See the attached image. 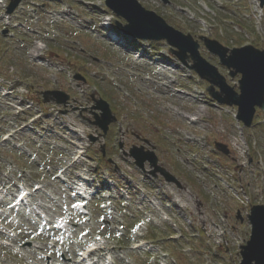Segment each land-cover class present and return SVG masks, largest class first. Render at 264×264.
Listing matches in <instances>:
<instances>
[{
    "label": "rangeland",
    "instance_id": "obj_1",
    "mask_svg": "<svg viewBox=\"0 0 264 264\" xmlns=\"http://www.w3.org/2000/svg\"><path fill=\"white\" fill-rule=\"evenodd\" d=\"M137 1L198 40L201 55L236 90L240 77L231 79L200 37L229 48L264 50V7L259 1ZM9 2L0 4V137L11 136L0 141L6 201L19 184L32 190L42 185L34 205L52 222L66 217L73 225L72 237L59 249L49 242L65 236L46 231L25 213L5 214L0 219L5 227L0 228V264H44L42 257L51 249L54 264H74L81 249L98 236L112 249V264H240V247L251 235L246 215L253 205H264V112L260 126L245 129L233 119V109H218L208 95L209 83L180 64L165 41L135 42L117 30L113 40L101 23L125 21L106 7V0H24L12 15L6 13ZM36 48L42 49L38 58L32 57ZM41 92L66 94L69 104H44ZM100 99L117 119L105 137L93 125L96 116L102 119L96 110ZM199 112L203 119L192 124ZM77 136L81 141L71 143ZM217 142L229 150L227 159L212 154ZM135 147L154 151L158 166L176 175L183 190L142 177L156 168L148 162L137 168L129 158ZM83 152L80 164H73ZM77 172L89 175L91 188L99 193L89 205V217L76 212L79 200L72 188L79 182ZM141 191L147 197L143 202ZM175 199L180 206L173 205ZM138 231L140 237L135 236ZM4 241L14 247H5ZM27 242L32 245L22 247ZM139 242L154 247L133 250ZM215 245L221 248L217 257ZM97 257V264H106Z\"/></svg>",
    "mask_w": 264,
    "mask_h": 264
},
{
    "label": "water",
    "instance_id": "obj_2",
    "mask_svg": "<svg viewBox=\"0 0 264 264\" xmlns=\"http://www.w3.org/2000/svg\"><path fill=\"white\" fill-rule=\"evenodd\" d=\"M22 0H13L9 8V13H13ZM264 5V0H261ZM107 6L115 13L128 21V25L119 28L127 35L145 41H164L178 51L176 55L180 61L187 65V61L192 60L191 70L197 72L202 79L210 82L209 92L211 96L221 104L237 106L238 120L242 121L246 127H251L256 113V108L264 110V52L252 46L240 49H229L222 46L217 41L202 38L207 49L220 58V61L231 70V77L242 75L239 81L240 93L235 88L228 85L226 78L222 76L218 69L208 63L200 54V45L191 35L169 26L166 21L152 11L145 10L137 0H107ZM188 66V65H187ZM219 91H216L215 88ZM44 102L56 101L58 104H66L69 97L62 93H44ZM98 110L103 112L102 119H98V125L104 133H107L108 125L116 119L111 117L109 106L100 101ZM220 149L224 147L219 146ZM225 151V150H223ZM132 156L139 167L143 168L144 163L149 161L156 166L157 160L154 153H145L143 149L134 148L131 150ZM169 182H177L165 170L159 169ZM251 224V237L245 246L241 247V264H264V206L257 205L251 209L248 216Z\"/></svg>",
    "mask_w": 264,
    "mask_h": 264
},
{
    "label": "bare ground",
    "instance_id": "obj_3",
    "mask_svg": "<svg viewBox=\"0 0 264 264\" xmlns=\"http://www.w3.org/2000/svg\"><path fill=\"white\" fill-rule=\"evenodd\" d=\"M41 50L42 49L36 48L35 49L36 52L33 53L32 57H39V53H40ZM202 119H203V114L201 112H199L198 115H196V118L194 120V123H199V122H201ZM72 139L75 140V141L81 140V138H79V137L72 138ZM234 141H235V143L237 145H239V143H238L237 140H234Z\"/></svg>",
    "mask_w": 264,
    "mask_h": 264
}]
</instances>
